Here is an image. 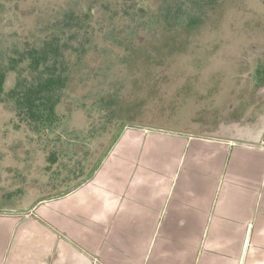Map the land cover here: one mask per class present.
<instances>
[{
  "label": "rangeland",
  "instance_id": "obj_1",
  "mask_svg": "<svg viewBox=\"0 0 264 264\" xmlns=\"http://www.w3.org/2000/svg\"><path fill=\"white\" fill-rule=\"evenodd\" d=\"M90 1L0 0V51L36 39L40 23ZM108 1L109 15L118 17ZM97 10L93 49L74 57L52 129L32 133L17 125L9 104L0 105V213L59 193L75 175L85 181L126 127L202 132L220 127L231 110L248 118L264 109V83L261 92L256 84L264 69V0H222L195 31L167 38L142 31L129 51L109 33L112 25L117 36L128 31L124 22L110 23ZM14 80L10 73L7 89ZM242 124L252 127L248 119Z\"/></svg>",
  "mask_w": 264,
  "mask_h": 264
},
{
  "label": "crops",
  "instance_id": "obj_2",
  "mask_svg": "<svg viewBox=\"0 0 264 264\" xmlns=\"http://www.w3.org/2000/svg\"><path fill=\"white\" fill-rule=\"evenodd\" d=\"M250 125L126 127L85 181L0 213V264H264V113Z\"/></svg>",
  "mask_w": 264,
  "mask_h": 264
},
{
  "label": "trees",
  "instance_id": "obj_3",
  "mask_svg": "<svg viewBox=\"0 0 264 264\" xmlns=\"http://www.w3.org/2000/svg\"><path fill=\"white\" fill-rule=\"evenodd\" d=\"M90 2L81 9L58 12L46 24L40 23L36 39L0 51V105H10L18 126L23 124L32 133L41 134L61 118L58 108L71 84L74 57L82 60L94 46L97 7L107 16L106 21L124 22L123 28L128 31L117 36V26L112 25L109 33L119 38L117 45L125 44L129 51L135 47V40H140L142 31L155 29L164 32L165 38L195 31L222 0H114L118 17L109 15L108 0ZM10 73L15 80L7 89ZM49 162H57L55 154L50 155ZM80 178L75 175L70 181Z\"/></svg>",
  "mask_w": 264,
  "mask_h": 264
},
{
  "label": "flooded vegetation",
  "instance_id": "obj_4",
  "mask_svg": "<svg viewBox=\"0 0 264 264\" xmlns=\"http://www.w3.org/2000/svg\"><path fill=\"white\" fill-rule=\"evenodd\" d=\"M264 83V69H258L257 71V74H256V84L257 86L259 87V92H261V90H263L262 88V84ZM245 110H248L247 107H245ZM234 112L233 115H230L229 119H223L220 121V127L218 126L217 128H213V129H216L218 132L222 131L223 133H226V134H231L232 133H235L239 128V126L243 125L242 124V121L245 122L246 119H248V121L250 122V124H256L257 123V119L260 118V115L261 113L263 114L264 113V109H257L255 108V110H253L252 114L253 116L250 117V115L248 116V118H245V117H240L239 115H236L237 113H235V110H231ZM259 121V120H258ZM208 126V125H207ZM210 128L207 129V128H203L202 130L203 131H212L213 129ZM232 128H235V129H232ZM215 130V131H216Z\"/></svg>",
  "mask_w": 264,
  "mask_h": 264
}]
</instances>
